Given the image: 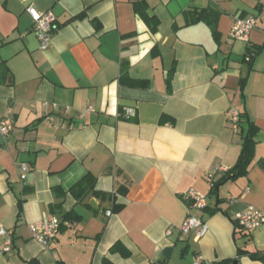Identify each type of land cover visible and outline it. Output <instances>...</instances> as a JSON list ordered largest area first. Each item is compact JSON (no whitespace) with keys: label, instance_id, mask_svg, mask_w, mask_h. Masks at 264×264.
Wrapping results in <instances>:
<instances>
[{"label":"crops","instance_id":"0c3cea01","mask_svg":"<svg viewBox=\"0 0 264 264\" xmlns=\"http://www.w3.org/2000/svg\"><path fill=\"white\" fill-rule=\"evenodd\" d=\"M137 2L148 4L157 32ZM263 5L0 0V122H14L0 134V228L14 234L7 254L0 238V264H264L239 254H264V225L243 236L234 221L250 207L264 213ZM28 6L55 17L45 51ZM206 9L219 13V43L207 24L193 23ZM236 16L257 20L247 40L230 37ZM249 46L263 47L251 71ZM231 108L257 127L254 155L245 175L214 189L243 149ZM88 174L106 199L70 193ZM190 190L207 196L206 210L190 207ZM70 212L79 221L64 222L49 248L32 238L31 225ZM188 215L208 225L203 238L181 234Z\"/></svg>","mask_w":264,"mask_h":264},{"label":"built area","instance_id":"2783aa9c","mask_svg":"<svg viewBox=\"0 0 264 264\" xmlns=\"http://www.w3.org/2000/svg\"><path fill=\"white\" fill-rule=\"evenodd\" d=\"M28 13L34 20L33 32L38 39L40 49L42 51L47 50L50 45L52 36L55 32V17L51 13H39L34 6L27 7ZM262 12L264 13V5L262 6ZM257 28V20L254 17H241L236 16L234 19V25L230 32L232 40H247L252 31ZM247 61H251L250 57L246 58ZM129 119L131 117L130 112L126 114ZM228 120L235 131L239 130L240 124V112L231 108L228 111ZM14 130V122L10 117L4 118L0 122V134L8 136ZM22 171L24 174L32 171V167L29 165H23ZM24 176V175H23ZM189 202L190 207L197 211H204L208 207L207 196L190 190L184 197ZM111 213L108 212L107 216ZM234 221L236 222L239 230L244 234L251 235L256 230L264 225V213L256 208L250 207L243 213H239L235 216ZM62 220L58 216H52L45 219L40 224L31 225L30 231L32 238L40 243L43 247L49 248L54 240L57 238ZM208 225L206 222L198 216L188 215L180 227L182 235L195 234L197 238H203L208 233ZM171 233L168 232V235ZM13 232L0 228V238L3 240L2 253L7 254L12 251L13 247ZM195 264H208L202 260L201 257H197Z\"/></svg>","mask_w":264,"mask_h":264},{"label":"trees","instance_id":"16d2710c","mask_svg":"<svg viewBox=\"0 0 264 264\" xmlns=\"http://www.w3.org/2000/svg\"><path fill=\"white\" fill-rule=\"evenodd\" d=\"M134 9H135L136 14L149 27L150 31L152 33L157 32V29L159 26V21L155 16L149 15L148 4L146 2H137V3H135ZM218 17H219V13H216L214 10H211V9H206V10H202L198 13L197 18L193 23L195 24V23L203 22V23L207 24L212 31L214 39L216 40V42L219 43L220 36H219L218 31H217ZM262 50H263V47H258V46H249L247 48L244 60H246L247 57L251 58V61H249V67H250L249 70L250 71L252 70V65H253L254 59L260 55ZM172 75H173V73H171V75L169 77V82L172 79ZM246 82H247V78L242 79L240 81V86H241L242 91L245 89ZM166 118L167 117L163 118V120H165ZM239 129H240V132L242 134V138L244 140L243 149H242V153H241V156L239 158V161L231 172H228L225 175H223V177L215 183L214 189H216L217 187H219L220 185H222L225 182L237 179L238 177L245 175L247 173L248 166L252 162L253 155H254V148H255V144H256L255 135H256L257 127L254 125L253 122L250 121L247 113H240ZM95 182H96L95 178H93L91 175L88 174L70 190V193H72L74 195V197L80 202L90 194L94 195L95 197H99L103 200L106 199L107 195L100 194L99 192L95 191ZM58 191L59 190H54L55 193H57ZM113 197H114V195H113ZM119 208H120V206H115L113 211H117ZM58 210H59V206H53L52 207V212L54 215L56 213H58ZM60 219L62 220L60 230H62L64 222H67V221H75L76 222V221H79L80 217L76 216V214L74 212H70V213L63 215ZM235 224H236V222H235ZM235 229H236V234H241L243 236H250L248 234H244L243 232H241L239 230L237 224H236ZM239 254L240 255L241 254H245V255L248 254L251 258L264 262V254L259 253V252L258 253H249V252L239 250ZM104 264H111V263L109 261H105Z\"/></svg>","mask_w":264,"mask_h":264},{"label":"water","instance_id":"95a60500","mask_svg":"<svg viewBox=\"0 0 264 264\" xmlns=\"http://www.w3.org/2000/svg\"><path fill=\"white\" fill-rule=\"evenodd\" d=\"M91 204L94 205V202L91 201ZM170 252V249L167 250L166 254ZM234 264H236V262H234Z\"/></svg>","mask_w":264,"mask_h":264}]
</instances>
